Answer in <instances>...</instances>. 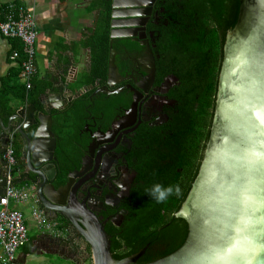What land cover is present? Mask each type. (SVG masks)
<instances>
[{
    "label": "water",
    "instance_id": "95a60500",
    "mask_svg": "<svg viewBox=\"0 0 264 264\" xmlns=\"http://www.w3.org/2000/svg\"><path fill=\"white\" fill-rule=\"evenodd\" d=\"M108 1L111 2V30L105 89L110 84L113 85L112 81L120 76L113 42L129 37L130 34L124 32L126 26L131 28L136 25L124 22L146 17L149 14H142L144 9L149 8V5L144 4L142 0ZM97 20L98 18L96 23ZM223 53L209 140L190 191L175 214L176 218L183 219L187 223L188 234L185 243L173 254L148 264H223L197 257L209 246L222 249L232 242L227 237L221 238L218 230L225 229L235 219L245 215L246 192L251 190L257 195V199L264 197V166H261L257 172H249L242 159L248 149L255 148L264 152V136L251 137L253 126L257 125V116L252 111H245V104L250 98L255 101L257 107L264 108V0H242L238 23L227 33ZM149 54L152 62L151 73L154 75L155 64L150 51ZM60 76H65L64 69L60 72ZM74 82L75 80H67L52 83L54 88H49L46 93L54 94L58 103L47 99L43 103L44 113H37L35 107L31 105L17 110L9 117L6 124L0 117V148L4 147V150L0 151V160L10 141L13 142V139L19 135L22 158L25 159L21 164L31 168L40 179L47 177L46 164H49L48 168L55 172V166L51 162L55 159L57 137L52 130L54 116L51 110L63 111L93 87H84L74 92L70 88ZM95 85H98V82ZM260 118L264 119V115ZM257 140L260 141L258 147ZM41 157L44 159L42 160ZM0 180L4 183L0 191L1 197L6 190V174L0 176ZM27 181L36 183L29 179ZM39 196L41 207L46 213L60 212L59 204L44 190H40ZM82 211L78 220L70 218L69 221L78 229L84 242L90 247V257L87 254L83 263L91 258L93 264H138L137 260L143 252L122 260L114 259L110 237L104 229V223L85 208ZM255 215L264 217V207H261ZM260 227H264V224ZM227 231L239 241L238 259L232 264H246L248 253L244 251L242 234L234 233V229L230 227ZM262 243H264V233H262ZM77 250L74 257H82L84 251L80 250L79 246ZM70 260L78 264L74 258ZM15 264L20 262L16 260ZM254 264H264V262L255 261Z\"/></svg>",
    "mask_w": 264,
    "mask_h": 264
},
{
    "label": "flooded vegetation",
    "instance_id": "af4514ba",
    "mask_svg": "<svg viewBox=\"0 0 264 264\" xmlns=\"http://www.w3.org/2000/svg\"><path fill=\"white\" fill-rule=\"evenodd\" d=\"M104 1L111 6L110 1ZM142 2L149 5L142 12L149 13L148 16L124 22L136 25L131 28L126 26L124 32L130 34L129 37L113 42L120 76L107 89L104 88L107 85L106 78L104 84L93 85L89 92L86 115L80 120L74 142L76 149L67 153L71 157L69 165L62 166L57 141L55 159L51 162L55 172L46 164L47 177L40 179L31 168L21 164L25 159L22 153L18 157V145L13 141L16 165L12 175L32 189L43 211L40 190H44L59 204V213H44L66 230L61 237H37L32 241L35 253L44 248L48 255L70 262V258L78 261L90 255L89 245L69 221L70 218L78 220L83 208L104 223L111 247L113 238L121 240L131 230L136 212L141 211L145 187L143 173L154 152L151 146L161 140L170 141L173 136L170 121L179 112V104L172 96L178 91L180 83L174 75L157 68L161 59L158 47L164 42L162 33L167 32L170 26L169 13L165 8L167 0ZM149 51L155 64L154 75L151 73ZM163 129L169 133L164 135ZM3 150L4 147H1L0 151ZM4 153L1 161L6 167ZM27 179L36 183H30ZM107 229L114 234L108 233ZM78 246L84 251L80 258L74 257ZM165 250L156 240L128 257L143 252L137 263L148 264L161 258L152 262L144 261L155 258L154 254ZM127 251L123 246L121 253Z\"/></svg>",
    "mask_w": 264,
    "mask_h": 264
},
{
    "label": "trees",
    "instance_id": "16d2710c",
    "mask_svg": "<svg viewBox=\"0 0 264 264\" xmlns=\"http://www.w3.org/2000/svg\"><path fill=\"white\" fill-rule=\"evenodd\" d=\"M241 3L242 0H167L165 8L170 26L162 33L164 42L158 47L161 59L157 68L178 78L180 87L172 98L178 102L179 112L170 121L173 133L170 141L161 140L151 146L154 152L143 173L141 211L136 212L131 230L121 240L113 238L111 253L116 260L125 259L147 243L158 240L166 250L144 261L152 262L173 254L185 243L187 223L175 214L190 191L209 140L224 40L238 23ZM98 7L101 12L97 28L88 40L92 49L88 82L92 86L96 82L105 83L110 50L111 6L104 1ZM10 80L11 76L5 82L10 92L15 89L22 99L37 106L38 98L32 91L27 93L22 84H11ZM10 99L9 94L0 91V113L11 112ZM88 99L89 93L75 100L66 116L68 119L60 122V116L54 118L53 130L63 167L69 165L71 158L67 153L76 149L74 142L80 120L86 115ZM163 131L164 135L169 133L167 129ZM157 182L165 186L178 185L180 192H174L163 203H156L145 189ZM107 232L114 234L108 229ZM123 246L128 249L126 253H121Z\"/></svg>",
    "mask_w": 264,
    "mask_h": 264
},
{
    "label": "crops",
    "instance_id": "0c3cea01",
    "mask_svg": "<svg viewBox=\"0 0 264 264\" xmlns=\"http://www.w3.org/2000/svg\"><path fill=\"white\" fill-rule=\"evenodd\" d=\"M103 2L104 0H0V20L3 17V8L9 4L15 5L32 14L37 30V39L35 43L36 74L33 79V88L31 90L33 95L38 98L37 106L28 103L26 99H22L19 96L20 93L15 89L10 92L11 89L6 87V79L10 76L12 77V80H10L11 84H22L19 80V66L16 61L10 59L12 52L20 48V43L17 40L5 38L0 34V91H4L5 95L9 94L11 96L9 104L11 112L8 113V115L0 113V117L5 124L9 121V117L17 110L32 105L37 110V113H44L43 103H45L47 99H52L55 103H58L55 100L54 94L46 93V90L49 88H54L53 82L75 80L70 86L74 92L84 87L92 86L88 82L91 75L92 63V49L88 45V40L97 28L101 12L98 6H101ZM95 4L97 5L96 7ZM96 18H98L97 23ZM67 66L68 68H66ZM63 69L65 76L61 77L60 72ZM90 90L89 88L83 95L89 93ZM71 108L72 105H69V107L61 112L52 109L51 114L54 118L60 116V122H62L65 120ZM54 124L55 122L53 126ZM20 139L19 135L13 139L18 145V157H20L22 153ZM6 171L5 164L0 160V176L6 174ZM3 184L4 183L0 180V191H2ZM15 185L17 187H22L25 184L15 179ZM12 207L16 209L15 205H12ZM25 220L26 225L27 221H31L35 228L31 218V212L29 217L25 218ZM37 237H40L39 233L32 238L29 237L28 233V243L20 248L16 254V260H18L20 264L25 263L32 254H47L44 248L39 249L37 251L38 253H35V246H33L32 241L37 239ZM79 261L81 262V260L77 262Z\"/></svg>",
    "mask_w": 264,
    "mask_h": 264
},
{
    "label": "built area",
    "instance_id": "2783aa9c",
    "mask_svg": "<svg viewBox=\"0 0 264 264\" xmlns=\"http://www.w3.org/2000/svg\"><path fill=\"white\" fill-rule=\"evenodd\" d=\"M0 20V34L8 39L17 40L20 48L14 50L10 59L19 66V80L26 92L32 90L35 68V43L37 30L31 13L15 5H7L2 10ZM6 162V190L0 197V264H15L18 250L28 241V227L24 214L12 205L29 204L31 218L39 235L61 237L65 231L55 220H50L38 206V201L32 189L25 184L15 185L16 157L13 142L10 141L5 153Z\"/></svg>",
    "mask_w": 264,
    "mask_h": 264
},
{
    "label": "snow or ice",
    "instance_id": "6c2138e0",
    "mask_svg": "<svg viewBox=\"0 0 264 264\" xmlns=\"http://www.w3.org/2000/svg\"><path fill=\"white\" fill-rule=\"evenodd\" d=\"M245 111H252L257 116V125L253 126L254 130L251 132V137L258 138L264 136V119L260 117L264 115V108L257 107L253 99H249L245 104ZM260 141L257 140V147ZM247 165L249 172H257L261 166H264V152L257 151L255 148L245 151L242 157ZM244 202L246 204L245 215L235 219L234 222L228 224L225 229L218 230L221 238L227 237L231 240L224 248H217L209 246L201 251L200 256L197 258L211 259L223 264H232L233 261L238 259V243L239 241L230 235L227 228H233L234 233L242 234L245 244L244 251L248 253L246 264H254L255 261L264 262V243H262V233L264 227V217H257L256 212L264 207V197L257 199V195L251 190L244 194ZM250 209V211H249Z\"/></svg>",
    "mask_w": 264,
    "mask_h": 264
},
{
    "label": "rangeland",
    "instance_id": "374dc122",
    "mask_svg": "<svg viewBox=\"0 0 264 264\" xmlns=\"http://www.w3.org/2000/svg\"><path fill=\"white\" fill-rule=\"evenodd\" d=\"M16 209L22 211L24 213L25 218L29 217V205L27 204H18L16 205ZM27 226L29 230V237L32 238L35 235H37L38 231L36 228L33 227V224L31 221H27ZM90 257V255H89ZM81 264H93L91 258H89L85 263H83V260L81 262H77ZM22 264H76L70 261L62 260L61 258H58L54 255H35L32 254L28 257L25 263Z\"/></svg>",
    "mask_w": 264,
    "mask_h": 264
},
{
    "label": "clouds",
    "instance_id": "9594fccd",
    "mask_svg": "<svg viewBox=\"0 0 264 264\" xmlns=\"http://www.w3.org/2000/svg\"><path fill=\"white\" fill-rule=\"evenodd\" d=\"M146 194L155 200L156 203L165 202L169 196L180 192L179 186H165L159 182L152 184L149 188L145 189Z\"/></svg>",
    "mask_w": 264,
    "mask_h": 264
}]
</instances>
